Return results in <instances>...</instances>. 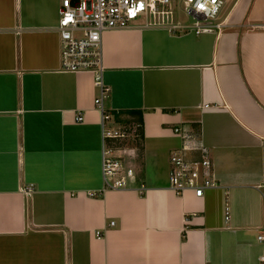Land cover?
Returning a JSON list of instances; mask_svg holds the SVG:
<instances>
[{
	"label": "crops",
	"instance_id": "1",
	"mask_svg": "<svg viewBox=\"0 0 264 264\" xmlns=\"http://www.w3.org/2000/svg\"><path fill=\"white\" fill-rule=\"evenodd\" d=\"M59 3L0 0V264H264V0L212 31L103 32L104 125L92 74L59 68ZM122 124L138 136H104ZM177 125L209 148L201 196L168 186ZM133 140L134 180L106 188L104 148Z\"/></svg>",
	"mask_w": 264,
	"mask_h": 264
},
{
	"label": "built area",
	"instance_id": "2",
	"mask_svg": "<svg viewBox=\"0 0 264 264\" xmlns=\"http://www.w3.org/2000/svg\"><path fill=\"white\" fill-rule=\"evenodd\" d=\"M224 1L60 0L57 23L59 68L63 71H88L92 74L93 83L98 90L93 103L100 110L104 125L111 113L104 104L109 87L103 80V32L132 26L137 20L144 24L167 25L171 30L188 29L194 33L212 31L219 29L224 23L223 20H218ZM184 16L186 19H183ZM75 119H83L80 110H77ZM135 128L132 124H122L115 129L105 127L103 134L119 139L136 137L138 133ZM174 130L181 136V144L169 153L168 186L177 194L190 189L195 195L201 196L206 188L217 185L209 148L197 131L186 130L180 125L175 126ZM122 142L107 145L103 150L102 172L106 188L126 187L135 178L131 160L137 155V145L135 140L131 145ZM30 188L28 186L27 189ZM143 189V185L138 187L140 193ZM261 198L264 215V184ZM114 223V220L109 221V225ZM258 228L257 238L264 240V221ZM96 234L101 235V231L97 230Z\"/></svg>",
	"mask_w": 264,
	"mask_h": 264
},
{
	"label": "rangeland",
	"instance_id": "3",
	"mask_svg": "<svg viewBox=\"0 0 264 264\" xmlns=\"http://www.w3.org/2000/svg\"><path fill=\"white\" fill-rule=\"evenodd\" d=\"M183 19H186V17L184 16Z\"/></svg>",
	"mask_w": 264,
	"mask_h": 264
}]
</instances>
